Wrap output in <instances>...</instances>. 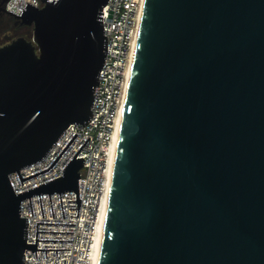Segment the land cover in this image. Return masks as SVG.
I'll use <instances>...</instances> for the list:
<instances>
[{"label": "water", "instance_id": "95a60500", "mask_svg": "<svg viewBox=\"0 0 264 264\" xmlns=\"http://www.w3.org/2000/svg\"><path fill=\"white\" fill-rule=\"evenodd\" d=\"M40 1L2 10L31 30L0 46V264L68 250L35 249L70 242L36 240L65 233L36 231L47 223L25 244L19 202L72 191L78 210L89 138L61 177L14 195L7 176L48 170L76 134L48 168L18 174L89 121L106 53L107 0ZM97 264H264V0H143Z\"/></svg>", "mask_w": 264, "mask_h": 264}, {"label": "built area", "instance_id": "2783aa9c", "mask_svg": "<svg viewBox=\"0 0 264 264\" xmlns=\"http://www.w3.org/2000/svg\"><path fill=\"white\" fill-rule=\"evenodd\" d=\"M141 2L142 0H107L101 8L100 22L102 36L105 37L106 53L98 72V84L93 89L89 121L83 127L69 124L41 160L20 168L18 174L22 179L48 168L76 134L48 170L21 181V184L16 172L7 176L14 195L61 177V170L85 139L89 138L74 157L75 160L80 158L83 160L77 172L78 210H70L77 209L73 202L75 194L72 191L58 193L63 218L57 193L48 194L52 218L47 194H38V197L32 195L19 202V218L26 219L25 244H34L35 223L70 224H36V231L39 232H65L36 233V240L70 242H35V249L68 250L34 251V257V253L25 249L23 251L25 262L22 264H92V244L105 190L108 151L128 81L130 56L137 34ZM25 3L35 9H40L45 4L40 0H5L4 10L19 15ZM10 16L14 18L13 15Z\"/></svg>", "mask_w": 264, "mask_h": 264}, {"label": "bare ground", "instance_id": "6f19581e", "mask_svg": "<svg viewBox=\"0 0 264 264\" xmlns=\"http://www.w3.org/2000/svg\"><path fill=\"white\" fill-rule=\"evenodd\" d=\"M142 3H143V0L141 2V6H140V10H139L140 13H141V8H142ZM138 18L140 19V15ZM135 40H136V36L134 38V45H133L132 51H131V56H130L131 60H132V56H133ZM131 60H130V65H131ZM130 65H129V70H130ZM128 77H129V72H128ZM125 93H126V87H125V91H124L122 105H121L119 113H118V119H117L115 131L112 135L110 148L108 151L107 167H106V171H105V190H104V195L102 197V201L100 204V209H99L98 219H97V224H96V230L94 233L93 244H92V249H93L92 264H97V259H98L99 249H100L103 223H104L106 205H107L108 189H109L110 178H111V173H112L113 160H114L115 149H116L117 138H118V131H119V126H120V121H121V116H122V111H123Z\"/></svg>", "mask_w": 264, "mask_h": 264}, {"label": "flooded vegetation", "instance_id": "af4514ba", "mask_svg": "<svg viewBox=\"0 0 264 264\" xmlns=\"http://www.w3.org/2000/svg\"><path fill=\"white\" fill-rule=\"evenodd\" d=\"M0 0V46L17 37L27 38L30 34V27L20 25L18 20L5 13L4 2ZM4 10L5 12H3Z\"/></svg>", "mask_w": 264, "mask_h": 264}]
</instances>
